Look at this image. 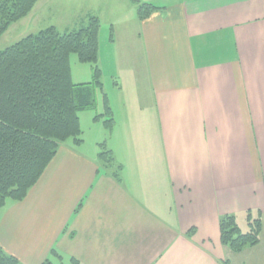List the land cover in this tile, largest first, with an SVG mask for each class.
<instances>
[{
  "label": "crops",
  "instance_id": "crops-1",
  "mask_svg": "<svg viewBox=\"0 0 264 264\" xmlns=\"http://www.w3.org/2000/svg\"><path fill=\"white\" fill-rule=\"evenodd\" d=\"M53 1L19 21L36 24ZM69 1L59 31L96 16L97 65L117 81L79 114L80 142H62L26 196L0 209V247L21 264H264V0H116L109 13ZM139 3L158 9L139 19ZM248 213L262 217L259 242L233 252L219 218L246 231Z\"/></svg>",
  "mask_w": 264,
  "mask_h": 264
},
{
  "label": "trees",
  "instance_id": "trees-1",
  "mask_svg": "<svg viewBox=\"0 0 264 264\" xmlns=\"http://www.w3.org/2000/svg\"><path fill=\"white\" fill-rule=\"evenodd\" d=\"M36 1L0 0V36L25 17ZM156 9L139 3L136 14L144 19ZM99 28L98 18L89 16L76 30L61 32L49 26L0 50V209L6 201L17 202L26 196L62 142H80L79 113L95 106V91L101 86ZM72 53L90 64V82H72ZM104 103V125L110 128L113 119L105 95ZM98 158L102 168L119 181L121 167L114 164L110 150L102 145ZM246 218V231L240 230L232 215L219 218L220 242L233 252L259 242L262 217L250 219L248 213ZM0 264L21 263L0 247ZM42 264L52 263L46 259Z\"/></svg>",
  "mask_w": 264,
  "mask_h": 264
},
{
  "label": "rangeland",
  "instance_id": "rangeland-1",
  "mask_svg": "<svg viewBox=\"0 0 264 264\" xmlns=\"http://www.w3.org/2000/svg\"><path fill=\"white\" fill-rule=\"evenodd\" d=\"M80 1V0H79ZM81 3V1H80ZM90 7L94 6L92 11L96 13V11L99 8L97 6H102L103 4H106L107 12L109 5H113L116 9L110 10V12L115 11L119 8V3H117L116 0H106L103 3H99L98 0L93 2ZM87 5L86 1H82L81 5ZM52 9H46L45 14L42 15V19L38 21L36 24H29L30 22L28 19H23L21 21L12 23L10 27L0 36V50L4 49L5 47L11 45L12 43L18 41L20 38L24 37L25 35L29 33H35L33 31L37 32V29H42L45 27V25L49 22H53L56 24V27L58 30H63L64 27L68 24H70L69 16L70 14L74 13V6L69 1L68 5L65 3V0H54L51 2ZM101 10L104 9V7L100 8ZM103 11V10H102ZM101 13V11H100ZM109 13V12H108ZM106 14L104 13V17ZM87 22V21H86ZM86 24V23H85ZM36 29V30H34ZM69 66H70V74H71V80L73 83H87L92 80V73H91V66L89 63H82L78 60L77 55L72 53L69 55ZM113 81H117L115 78H110L108 74H103V77L101 76V82H102V91L96 88L95 95L98 94L99 99H103L102 93H108L110 96L112 94V83ZM115 98H112V100L115 103ZM96 101V100H95ZM96 104L93 108L84 110L80 113L84 114L85 118L91 115L90 112L96 111ZM100 106V104H98ZM116 111H118L116 109ZM79 113V114H80ZM118 113V112H117ZM102 118V117H100ZM107 118V117H106Z\"/></svg>",
  "mask_w": 264,
  "mask_h": 264
}]
</instances>
